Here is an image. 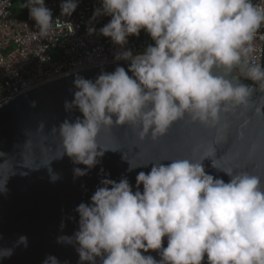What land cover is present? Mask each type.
<instances>
[{
	"label": "clouds",
	"instance_id": "obj_1",
	"mask_svg": "<svg viewBox=\"0 0 264 264\" xmlns=\"http://www.w3.org/2000/svg\"><path fill=\"white\" fill-rule=\"evenodd\" d=\"M99 5L88 21V35L109 39L123 49L114 53V60L130 63L127 70L117 66L112 72L101 70L94 79L76 75L73 80V99L64 102V109L77 110L82 118L65 119L52 132L62 140L58 158L67 156L74 165L85 166L73 169L74 180L88 175L107 151H116L98 143L102 130L127 126L140 142L156 144L184 121L215 135L197 142L188 155L135 165L124 155L127 171L151 165L149 172L136 175L135 190L127 176L116 181L101 168L90 203L74 209L78 230L57 237L56 243L72 245L78 264H264V170L257 173L252 162L264 141H253L246 155L238 151L228 163H222V155L217 158L230 130L222 117L243 116L252 108L254 93L264 100V64L253 62L264 4L99 0ZM78 6L79 0H61L54 18L45 0H26L37 29L33 39H47L53 28L74 34L70 17ZM102 16L110 20L97 30L94 24ZM141 31L153 43L134 54L125 46ZM253 114L264 117V106ZM247 124L245 120L237 133L241 141ZM205 160L228 181L206 171ZM58 179L51 175L52 182ZM64 226L62 221L61 230ZM21 245L28 246L27 235H19L11 247H0V260ZM42 264L61 261L48 255Z\"/></svg>",
	"mask_w": 264,
	"mask_h": 264
},
{
	"label": "water",
	"instance_id": "obj_2",
	"mask_svg": "<svg viewBox=\"0 0 264 264\" xmlns=\"http://www.w3.org/2000/svg\"><path fill=\"white\" fill-rule=\"evenodd\" d=\"M129 63L121 60L69 73L0 105V187L6 188L0 191V247H11L19 235L28 237L27 247H16L11 257L0 260V264H42L48 255L57 257L61 264L64 261L78 264L75 248L57 244L56 239L61 235L72 236L78 230L79 217L74 209L81 202L90 203L102 179L101 168L116 181L127 176L135 190L136 175L140 171L149 172L151 165L127 171L129 162L122 158L124 155L133 165L165 155H188L197 142L211 140L215 135L213 130L184 121L174 124L156 144L150 140L140 142L127 126L102 130L98 143L116 151H107L88 175L74 180L73 169L85 166L74 165L67 156L58 158L63 151L62 140L58 132H52V127L65 119L82 118L77 110L69 113L64 109V102L73 99V80L76 75L94 79L101 70L112 72L117 66L127 70ZM241 82L253 85L243 78ZM259 95L254 93L252 108L243 116L222 117V123L230 124L228 138L217 149V158L223 156L222 163H228L238 151L246 155L253 141H264V117L253 114L256 108L264 106ZM245 120L248 124L244 128L245 139L241 141L237 133ZM252 162L257 173L264 170V145ZM204 165L210 174L228 181L224 173L211 168L210 160H205ZM52 174H58L59 179L52 182ZM72 216L76 219H69ZM62 221L65 226L61 230ZM149 254L159 259L155 252Z\"/></svg>",
	"mask_w": 264,
	"mask_h": 264
},
{
	"label": "built area",
	"instance_id": "obj_3",
	"mask_svg": "<svg viewBox=\"0 0 264 264\" xmlns=\"http://www.w3.org/2000/svg\"><path fill=\"white\" fill-rule=\"evenodd\" d=\"M0 0V105L14 96L60 76L103 63L116 62L114 53L122 51L112 42L98 34L88 35V21L99 0H79V6L70 17L74 34L53 28L47 39H33L35 21L29 18L23 6L22 16H15L13 2ZM61 0H45V5L58 17ZM264 4V0H254ZM110 17L102 16L94 26L98 30L108 23ZM254 45L253 62L264 64V25L258 31ZM151 43L146 44L141 53ZM130 49L129 45L125 46Z\"/></svg>",
	"mask_w": 264,
	"mask_h": 264
},
{
	"label": "trees",
	"instance_id": "obj_4",
	"mask_svg": "<svg viewBox=\"0 0 264 264\" xmlns=\"http://www.w3.org/2000/svg\"><path fill=\"white\" fill-rule=\"evenodd\" d=\"M13 14L15 16H22L23 15V11L21 9H14V12ZM148 43H153V41L151 40V38L147 35H145L142 31L139 35V37H136V36H131L128 38V45L129 47L131 48V50L134 51L135 50H139L141 51L142 48L148 44Z\"/></svg>",
	"mask_w": 264,
	"mask_h": 264
},
{
	"label": "rangeland",
	"instance_id": "obj_5",
	"mask_svg": "<svg viewBox=\"0 0 264 264\" xmlns=\"http://www.w3.org/2000/svg\"><path fill=\"white\" fill-rule=\"evenodd\" d=\"M13 5L15 9L21 8L23 6V4L19 0H15L13 2Z\"/></svg>",
	"mask_w": 264,
	"mask_h": 264
}]
</instances>
